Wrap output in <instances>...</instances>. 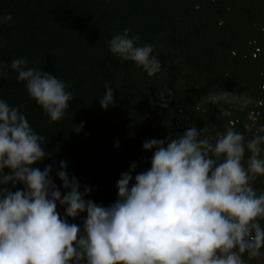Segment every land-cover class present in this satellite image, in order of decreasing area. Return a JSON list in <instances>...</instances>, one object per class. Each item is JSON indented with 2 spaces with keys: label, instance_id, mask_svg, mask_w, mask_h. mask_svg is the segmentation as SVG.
I'll return each instance as SVG.
<instances>
[{
  "label": "clouds",
  "instance_id": "clouds-1",
  "mask_svg": "<svg viewBox=\"0 0 264 264\" xmlns=\"http://www.w3.org/2000/svg\"><path fill=\"white\" fill-rule=\"evenodd\" d=\"M12 19L0 16V24ZM126 28L109 41V51L132 61L148 77L162 65L150 44L140 45ZM2 46V45H0ZM19 57L0 64V77L10 67L25 83L29 98L59 121L73 94L57 76ZM165 94L160 92L163 101ZM103 109L115 104L114 89L98 98ZM211 103L224 116L227 104L243 110L251 96L219 90L196 103ZM166 106V105H165ZM83 127V122L76 128ZM251 138L227 127L209 134L208 126L188 127L166 140L143 143L150 167L136 172L131 163L116 181L117 199L108 206L86 199L92 189L81 185L60 161L37 165L50 155L47 141L30 126L19 107L0 99V264H248L264 260V190L254 187L264 177V124L245 123ZM118 147V144L116 145ZM247 153V158L245 159ZM135 173V175H133ZM22 185L21 189L13 188ZM63 208L64 215L57 211ZM82 214H86L83 215ZM82 217V223L69 218Z\"/></svg>",
  "mask_w": 264,
  "mask_h": 264
},
{
  "label": "trees",
  "instance_id": "trees-1",
  "mask_svg": "<svg viewBox=\"0 0 264 264\" xmlns=\"http://www.w3.org/2000/svg\"><path fill=\"white\" fill-rule=\"evenodd\" d=\"M169 1L0 0V16L12 17L0 24V64L10 66L13 59L23 57L28 67L63 80L74 97L65 115L50 123L10 67L0 77V99L19 107L47 141L50 155L37 167L43 170L54 164L51 176L62 194L66 190L55 171L65 161L66 171L76 177L81 190L92 189L86 199L103 206L114 203L120 174L133 162L136 172L150 167L152 153L143 149V143L169 138L168 122L163 123L168 106L158 101L162 88H151L134 62L109 51L111 38L126 28L130 37H139L140 45L159 38L156 23ZM106 86L114 89L115 104L105 110L98 98ZM22 187L17 184L13 191ZM57 211L64 215L59 205ZM82 217L69 218V223L80 226Z\"/></svg>",
  "mask_w": 264,
  "mask_h": 264
},
{
  "label": "flooded vegetation",
  "instance_id": "flooded-vegetation-1",
  "mask_svg": "<svg viewBox=\"0 0 264 264\" xmlns=\"http://www.w3.org/2000/svg\"><path fill=\"white\" fill-rule=\"evenodd\" d=\"M156 24L160 37L150 45L162 69L144 75L151 88L164 91L158 101L168 106L167 135L175 138L192 126H208L214 135L231 126L251 138L256 128L246 130L244 124L252 118L257 126L264 124V0H170ZM219 90L251 96L255 103L243 110L223 105L229 116L211 103L195 110L197 102ZM254 187L264 190V177Z\"/></svg>",
  "mask_w": 264,
  "mask_h": 264
}]
</instances>
